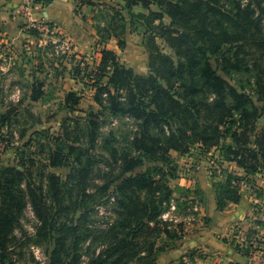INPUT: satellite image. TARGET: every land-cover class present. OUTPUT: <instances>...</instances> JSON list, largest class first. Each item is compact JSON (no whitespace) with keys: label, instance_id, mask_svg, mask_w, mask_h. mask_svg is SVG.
I'll list each match as a JSON object with an SVG mask.
<instances>
[{"label":"rangeland","instance_id":"374dc122","mask_svg":"<svg viewBox=\"0 0 264 264\" xmlns=\"http://www.w3.org/2000/svg\"><path fill=\"white\" fill-rule=\"evenodd\" d=\"M136 1L69 0L73 18L69 17L64 23L66 27L44 14L48 7L37 0H21L11 14H2L7 18L10 15V20L2 19L0 23V169L29 170L33 175L29 183L35 185L51 205L53 217L45 227L48 232L38 231L42 222L29 203L20 218V225L10 233L4 264L53 263L61 236L59 228L68 218L69 226H72L85 214L84 209L73 212L72 206V200L79 194L80 188L76 186L83 174L75 175L69 181V188L65 186L54 192L44 172H53L65 181L76 170L82 169L77 160L79 156L84 161L93 158V164L87 168L84 187L92 197L84 198L88 210L80 230L75 235H68L64 241L66 248H70L74 236L80 239L78 264L88 263L94 253L103 248V234L119 218L117 187L121 180L114 182L121 171L118 160L124 155L139 156L134 140L140 134V128L130 116L115 115L108 96L97 94L96 82L102 79L107 85L111 74L102 73L100 68L103 49L115 52L119 65L137 75L159 77L161 85L174 98L180 100L179 95L185 94L186 99L181 102L198 101L204 112L205 104L217 96L203 85L200 65L197 64L195 69V82L186 92L179 86L178 78L170 73V64L163 60L164 57L171 58L178 66L186 62L156 29L161 22L167 26L172 24L173 16L176 24L172 30L185 41L210 45L208 57L218 75L249 96L250 103H243L242 108L244 122L252 123L256 129L251 134V142L255 140L254 134L264 129V114H261L264 106V13L255 8L261 18L260 32L249 42L225 45L223 38L214 37V41L207 42L208 38L196 30L218 20L217 34L223 31L238 34L242 27H250L252 31L251 25L236 17V2L246 4L251 0H155V3L149 0V9L140 2L127 8L128 3ZM257 1L264 7V0ZM171 3L176 7L173 8ZM211 6L222 8L221 12L211 10ZM151 11L161 18L157 17L153 24L147 25L138 14L149 15ZM217 46H220L219 52L214 51ZM221 52L225 53V60ZM200 56L193 51L190 63H196ZM187 76L190 75L186 73L184 77ZM127 89L123 87L120 91L122 97L126 96ZM221 102L228 106L235 103L232 96ZM153 108L151 105L150 109ZM163 108L169 116L174 114L170 102L163 103ZM239 118L237 114L230 122L239 125ZM188 119L187 115L179 116L177 122L168 121V124L177 129L174 123ZM91 120H99L95 142L90 135ZM204 120V116L200 117V122ZM168 129L164 125V130ZM222 130H225L224 126ZM232 143L230 134L225 133L218 150L200 143L191 145L185 153L171 149L169 162L145 158L141 166L125 175V178L136 176L153 168L162 169L154 174L157 179L166 175L170 199L162 205L160 220L166 221L171 230H179L182 238H168L162 232L163 227L148 224L138 235L144 248L150 251L148 261L155 259L156 264H238L237 248L240 246L251 253L249 258L252 260L241 264H264V172L237 182L245 202L248 199L250 203V213L246 217L238 219L231 202L229 209L218 208V188L214 187L216 179L213 176L221 172V166L232 170V163L221 156L222 148L225 150ZM53 152L66 158L64 166H47ZM151 154L159 156L156 152ZM239 175L245 176L243 171ZM106 185L109 189L103 192L101 187ZM26 188L24 183L22 189ZM56 192L62 201L52 205V196ZM136 196L126 200L131 225L140 210L136 206L139 204ZM55 208L63 211L58 212ZM90 241L92 246L89 248ZM62 258L63 263L70 261L65 256Z\"/></svg>","mask_w":264,"mask_h":264},{"label":"trees","instance_id":"16d2710c","mask_svg":"<svg viewBox=\"0 0 264 264\" xmlns=\"http://www.w3.org/2000/svg\"><path fill=\"white\" fill-rule=\"evenodd\" d=\"M89 1V0H88ZM149 0H137L133 3H128L127 8L138 4L139 2L145 8L149 9ZM156 2L155 0H151ZM38 3L43 4L44 7H49L54 0H37ZM257 5H256V3ZM89 3V2H88ZM217 4V3H216ZM175 8V4H170ZM237 13L236 17L239 20L246 21L250 27H242V31L238 34H230L223 31L222 34H217L216 30L220 22L213 20L206 28H198L196 31L199 35L207 37V42L214 41V37L218 39L223 38V44L235 45L238 42H249L253 37L260 32V15L256 14V7L260 13H264V7L257 0H251L249 3L242 4L240 1L236 2ZM211 10L218 12L222 9L218 6H211ZM228 13H230L228 11ZM257 15V17H255ZM140 18L146 22L147 25L153 24L155 18H161L157 13L151 11L149 15L138 14ZM235 17V16H234ZM172 24L165 25L161 22L156 29L161 31V38L166 39L168 44L176 51L178 55L184 56L186 62H181L175 65L174 60L168 57H164V63L170 64V73L178 78L179 86L184 88V91L188 92L195 82L196 67L200 65L202 72V83L206 90H210L216 94V99L212 102L205 104L204 112L198 106V101L181 102L186 99L185 94L179 95L180 100L174 98L170 91L164 88L159 80V77L140 76L133 70L127 69L124 66H120L118 62V56L115 52L108 50L107 48L102 50V60L100 68L102 73H110L108 84L105 85L102 79L97 81L98 96H108V100L111 103V111L115 115H127L138 122L140 128V134L135 137L137 149L140 151L139 156H120L119 167L121 171L118 176L115 177L114 182L121 180V184L117 187L120 200L118 205L121 211L118 213L119 218L117 222L106 231L102 240L103 248L90 258L86 264H156V260L152 259L148 261L147 248H144L143 241H139L138 235L148 226V224L154 223L157 227H163L162 232L168 238L174 240L181 239L179 230H171L170 225L166 221L160 220L162 214V205L169 198V188L166 184L165 173L161 178L157 179L154 175L157 171H162L161 168L149 169L145 173L138 174L136 176L126 177L125 175L134 168L141 166L143 160L146 158H153L162 161L163 163L169 162L171 158L169 151L171 149L181 151L183 153L190 150L191 145L197 143L211 148H218L220 140L225 133L230 134L233 143L230 144L225 150L222 148L223 154L221 155L224 161L234 163L240 168L245 176H240L236 172L230 171L221 166V172L213 176L216 181L214 187L220 189L218 191V208L220 210L225 209L228 203L238 204L242 199L241 188L235 183L239 182L245 177H251L255 174L264 172V129L254 134V141L251 142L252 133L256 132L255 126L252 123L244 122L245 112L242 108L243 103H250L248 95L239 92V90L228 83L222 76L218 75L217 71L212 67L208 53L211 52V46L206 42L195 44L189 40L185 41L183 36H178L172 28L175 26L176 21L173 16ZM241 33V34H240ZM225 36V38H224ZM244 43V44H245ZM243 45V44H242ZM213 46V45H212ZM215 46V44H214ZM195 51L201 54L197 59V62L190 63V55ZM215 52L220 51V46L214 48ZM223 60L226 59L225 53L221 52ZM188 73L190 76L186 78L184 75ZM103 74V75H104ZM123 87H128L126 98L122 97L120 91ZM114 89V91H112ZM194 90L193 92H195ZM37 91H34V93ZM69 96H72L70 94ZM232 96L234 104L228 106L221 102V99ZM35 100L38 97H33ZM101 98V97H100ZM122 98V100L120 99ZM100 100V99H99ZM124 100V101H123ZM149 101V102H148ZM262 101L264 104V93L262 94ZM170 102L171 111L174 114L169 116L168 112L163 108V103ZM103 103V100L100 102ZM150 103V104H148ZM154 106L150 109V106ZM259 112V110L257 109ZM239 115V125L235 122V116ZM261 114H264V106ZM261 114L259 117H261ZM188 116V120L180 124L174 123L177 129L173 128L172 124H168V121L177 122L179 116ZM204 116L205 120L200 122V117ZM165 123V124H164ZM235 123V126H234ZM99 120H91V137L92 142L96 141ZM164 125L168 126V131L164 130ZM224 126L225 130H222ZM251 127V128H250ZM155 130V134H153ZM161 133V136L159 135ZM253 146V147H252ZM218 150V149H217ZM151 152H156L159 156H152ZM92 157H88L85 161L81 156L77 158L82 165V169L76 170V173L70 175L67 180L63 181L60 176L53 172H44L47 177L50 187L54 192L61 190V188H69V181L77 174H83L82 178H79V182L76 187L80 188L77 198L72 200L73 212L80 209H84L85 214L79 218L72 226L70 225L69 218L65 224L59 228L61 236L58 238V245L54 252V261L52 264H78L80 260L79 253V240L71 242V247L66 248L64 241L71 233H75L80 230L82 219L85 218L87 213V201L85 197H92L84 190L87 184L86 177L88 176L87 168L93 164ZM66 158H63L60 153L53 152L49 158V164L51 167H61L65 165ZM83 161V162H82ZM33 163V160H31ZM22 164L26 165L22 160ZM33 178L32 173L29 170L23 171L17 168H2L0 169V264H4V254L7 250V244L10 241V233L15 229L17 225H20V218L23 215L24 209L30 203L33 207L36 216L42 222V226L38 228V231L48 232L45 228L49 225L50 218H53L47 200H44L43 194H40L36 186L29 181ZM26 183V189H22V186ZM28 183V184H27ZM103 192L109 189V185L101 187ZM100 188V189H101ZM79 190V189H78ZM139 200L140 207L139 212L135 214V220L131 225L128 216L127 199H131L133 196ZM143 195V196H142ZM144 197V199L142 198ZM59 194L56 192L52 196L51 202L54 204H61ZM58 212L63 209L55 208ZM53 226V225H52ZM182 231V230H181ZM46 234V233H45ZM48 235V234H46ZM85 237V234H83ZM85 239V238H84ZM88 247L92 246L90 241ZM238 252L246 257H250L251 253L243 250L238 246ZM62 256L70 259L69 262L63 263ZM7 262V261H6Z\"/></svg>","mask_w":264,"mask_h":264},{"label":"crops","instance_id":"0c3cea01","mask_svg":"<svg viewBox=\"0 0 264 264\" xmlns=\"http://www.w3.org/2000/svg\"><path fill=\"white\" fill-rule=\"evenodd\" d=\"M21 0H0V23H2V19L4 20H10V15H8V18L6 16H2V14H11L13 10L18 6ZM69 0H54V2L48 7L46 14L52 21L57 22L61 26L65 25L64 23L69 19V17L73 18V10L71 5L68 3ZM66 27V25H65ZM232 170L236 171L237 174H240L242 170L238 168L234 163H232ZM230 170V171H232ZM245 196L242 194V199L240 203L234 204L235 207L233 208V211H235V215H237L238 219H242L247 216L248 213H250L248 210L249 200L247 199L245 202ZM249 203V204H248ZM228 206L225 207L226 209H229ZM237 262L238 264L241 263H251L252 260L249 257H246L240 253H238Z\"/></svg>","mask_w":264,"mask_h":264},{"label":"built area","instance_id":"2783aa9c","mask_svg":"<svg viewBox=\"0 0 264 264\" xmlns=\"http://www.w3.org/2000/svg\"><path fill=\"white\" fill-rule=\"evenodd\" d=\"M235 185H237L238 186V183H235ZM240 185V184H239Z\"/></svg>","mask_w":264,"mask_h":264}]
</instances>
